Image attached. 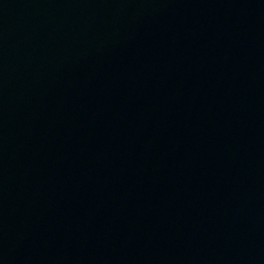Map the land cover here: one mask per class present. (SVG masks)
<instances>
[{
    "label": "water",
    "instance_id": "95a60500",
    "mask_svg": "<svg viewBox=\"0 0 264 264\" xmlns=\"http://www.w3.org/2000/svg\"><path fill=\"white\" fill-rule=\"evenodd\" d=\"M0 264H264V0H0Z\"/></svg>",
    "mask_w": 264,
    "mask_h": 264
}]
</instances>
